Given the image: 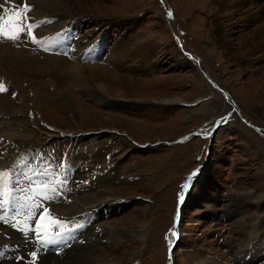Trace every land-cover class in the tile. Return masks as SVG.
Wrapping results in <instances>:
<instances>
[{"label":"rangeland","instance_id":"374dc122","mask_svg":"<svg viewBox=\"0 0 264 264\" xmlns=\"http://www.w3.org/2000/svg\"><path fill=\"white\" fill-rule=\"evenodd\" d=\"M35 1L0 0V15L19 8L39 25L33 30L43 38L33 43L24 34L17 40L0 35V85L6 89L0 92V203L14 194L15 204L23 206L14 218L0 216V264L11 257L1 253L9 245L17 248L20 242L24 264L39 248L20 237L37 229L33 203L52 208L40 220V233H63L36 264L53 253L72 260L89 245L91 254L120 264H264L263 63L252 55L256 48L248 52L250 43L237 47L243 20L230 27L229 49L215 29L238 18L229 13L237 6L223 0L215 15L220 20L212 16L205 24L196 20L197 7L187 19L184 0H71L74 11L68 16L44 3L39 10ZM55 23L59 28H52ZM5 31L16 28L10 22ZM57 34L63 38L52 42ZM77 41L92 43L81 52L73 46ZM259 43L264 48V39ZM122 44L126 57L114 53L110 60L113 46ZM26 57L44 66L36 71ZM54 58L107 66L118 82L100 79L105 89L91 85L94 93L87 94L65 71H52ZM217 121L229 123L216 128ZM199 162L206 164L185 197L182 185ZM44 185L56 188L47 193L51 200L39 194ZM107 193L116 199L87 206ZM178 194L184 203H178ZM92 215L100 217L99 227L86 232ZM57 218L63 228H56ZM113 225L121 240L109 246ZM20 258L10 264H21ZM93 258L81 264H99Z\"/></svg>","mask_w":264,"mask_h":264},{"label":"bare ground","instance_id":"6f19581e","mask_svg":"<svg viewBox=\"0 0 264 264\" xmlns=\"http://www.w3.org/2000/svg\"><path fill=\"white\" fill-rule=\"evenodd\" d=\"M32 1V0H31ZM198 1H202L201 3L197 4L196 2ZM229 1L230 3V6L229 7H232L233 5H236L237 6V9L235 11H229V13H231L232 15H238V18H236V20H232V17L231 19H228L227 22H223L222 24H217L219 26H217V32H218V41L221 43L222 47H227L229 49V47H231V43H232V40H228L227 37L229 36L228 33L230 31V27L233 26L234 24H239V21L243 20L244 23H242L241 25L243 26L242 29L240 30V36L237 38V40H240L239 43H238V48L239 49H243L245 48L246 45H248V43H250L247 47L249 48V51L250 52V55L252 54L251 51H250V47L251 49H255L253 50V53L252 55L254 56H257L256 58H258L257 60H259V64L261 63V60H262V65L261 67L264 68V48L263 47H260L258 48L259 45H261L259 42H261L263 39H264V0H227V2ZM71 0H37L34 2V4L37 5V9L39 10H42V6H43V3L44 4H48L49 8H52V9H55V10H59L61 11L62 14L64 15H69L68 13H72L74 10L72 9V5H71ZM184 2L186 3V7L188 9V13L186 14V17L187 19H190V14L192 13V11L194 10H199V15H197V21H199L200 23H202L203 21H206L205 24L207 22H209L210 18H212V16H215L216 15V9H220L222 6H223V0H184ZM74 4V3H73ZM215 4V6H214ZM75 5V4H74ZM47 6V7H48ZM46 7V6H45ZM197 7V8H195ZM224 9V8H223ZM38 10V11H39ZM197 10V11H198ZM204 10V11H203ZM222 10V9H221ZM231 10V9H230ZM58 11V12H59ZM205 14V16L203 17V15L201 14ZM60 13V14H61ZM32 14V13H31ZM211 14V15H210ZM222 14V13H221ZM228 14V13H227ZM229 15V14H228ZM52 16V15H51ZM56 16V15H55ZM33 17V16H32ZM217 17V16H215ZM226 17V16H225ZM236 17V16H235ZM217 19L220 20V17H217ZM34 20V19H33ZM65 23V22H64ZM61 23H55L54 25L52 24V28H54L53 26H56L59 28ZM74 24H72V27H73ZM46 27V26H45ZM222 29L223 27V32L221 31L220 32V28ZM34 30H37V28H34ZM191 30V29H190ZM193 32V31H192ZM204 32H209L208 29H205ZM203 32V33H204ZM231 32V31H230ZM34 33L36 34V32L34 31ZM225 33V34H224ZM56 33L52 32V34H50V36L54 35ZM207 34V33H206ZM230 34V33H229ZM62 34H57L56 38L55 39H52V42H56V43H59L60 42V37H61ZM216 35V34H215ZM245 37V38H244ZM243 38V39H242ZM246 40V41H245ZM245 41V42H244ZM84 42H81V41H77L73 44V46H76L75 49H78L79 51L83 52V51H86L87 48L89 47V45L92 43H87L84 45ZM244 42V43H243ZM252 45H254L252 47ZM87 47V48H86ZM184 49V48H183ZM123 50H124V46L123 44L122 45H118V46H113V48L111 49V52H110V60H112V56L114 53H118V56H119V59L120 57H126V53L124 54L123 53ZM92 52L96 51V48L92 49L91 50ZM235 51V50H234ZM233 51V52H234ZM182 52V51H181ZM231 52V50H230ZM10 55V54H9ZM179 55V54H178ZM181 55V58L183 59H186V56H184L183 53L180 54ZM187 55V54H186ZM191 55V54H190ZM20 56V55H19ZM23 56V55H22ZM188 56V55H187ZM192 56V55H191ZM129 57V56H128ZM11 58V57H10ZM21 58V57H20ZM18 58V59H20ZM81 58V57H80ZM6 60V58H5ZM8 61V60H6ZM26 61L27 63L33 68L35 69L36 71H38L39 67L41 66H44L43 65V62L41 63L40 60L38 59H34V58H27L26 57ZM45 61V60H44ZM114 61V60H113ZM127 61V60H125ZM24 62V61H23ZM128 62V61H127ZM252 61H250L251 63ZM22 63V62H21ZM46 64V63H45ZM120 64V63H119ZM7 65V64H6ZM20 65V64H19ZM121 65V64H120ZM49 66V65H48ZM50 66H51V69L52 71L55 73V74H59V72L61 70H63V72L65 71L67 73V75H70L72 77H74V79H76L77 81H79L81 83V85H83L86 89V92H88L87 94H92L94 92H92V89L89 88V86L91 85H98L99 88H104V86H102L101 84H97V81L100 80V79H103V78H109V77H114V80L115 82H118V79L115 78L118 74H116L115 72H112L109 67L107 66H101L99 64H85V63H74V64H71V62H69L68 60H66L65 58H54L51 62H50ZM49 66V67H50ZM117 66V65H116ZM35 67V68H34ZM17 68V67H16ZM15 68V69H16ZM260 68V67H259ZM262 69V68H260ZM48 72V71H47ZM51 73V72H50ZM46 74V73H45ZM63 74V73H62ZM8 78V77H7ZM10 83V82H9ZM11 84V83H10ZM57 84V83H56ZM119 85V83H117ZM83 87V88H84ZM10 89V88H9ZM61 91V90H59ZM84 91V90H83ZM65 94V93H63ZM94 96V95H93ZM96 96V95H95ZM39 98V96H37ZM66 98V97H65ZM70 101V100H69ZM68 101V102H69ZM104 101V100H103ZM14 108V107H13ZM5 113V112H4ZM4 126V125H3ZM9 129V128H8ZM12 132V131H11ZM3 134V133H2ZM6 135V134H5ZM14 135V134H13ZM9 137H12L11 134H9ZM9 146V145H8ZM5 148V146H4ZM10 148V147H9ZM16 149V148H14ZM14 154V153H13ZM3 156V155H2ZM13 156V155H12ZM11 157V156H10ZM14 157V156H13ZM6 165V164H5ZM40 170L42 169L39 168ZM75 168H72L71 170H75ZM42 175H45V172L42 173ZM63 181V180H62ZM92 197V196H91ZM86 198V197H85ZM17 199V198H16ZM116 198H113L112 195L108 194L107 193V196L101 198V197H98V195L95 196V198H92L90 199L91 201H88L86 202L87 206H90V205H94L96 203H99V202H104V201H109V200H114ZM18 200H21V201H26L25 198H21V199H18ZM83 200V199H82ZM85 200V199H84ZM85 203V202H84ZM106 203V202H105ZM100 206V204H97V206ZM112 205V204H111ZM104 206V205H103ZM22 207L23 206H19L17 209H18V212L21 213L22 212ZM118 207V206H117ZM52 209L51 207H49V210ZM72 209V208H71ZM80 209V208H79ZM97 209V208H96ZM109 209V208H108ZM114 208H112L113 210ZM77 210V209H76ZM1 211H4V209H0V212ZM28 211V210H27ZM33 211V210H32ZM36 211V210H34ZM82 213V212H81ZM100 217H97L96 215H92L91 218H90V222L85 224V231L86 232H90L92 231L93 229H98L97 227L98 226V220H99ZM102 226V225H101ZM106 227V226H105ZM120 228V227H118ZM107 228H104L103 230V233L106 231ZM116 226L113 225V229L109 226V229L107 231V241H108V244L110 246L116 244H120L119 243V233L116 231ZM100 230V229H99ZM106 233V232H105ZM27 236V237H26ZM30 235H27V232L25 233H21L20 234V237L22 239H28L29 241H31V244L35 246V244L33 242H36L35 239H32L31 240V237H29ZM66 236V235H65ZM30 238V239H29ZM84 237L81 238V243H84L82 242V239ZM99 239V238H98ZM79 238L76 237L75 240H74V243H79ZM102 240V239H101ZM19 241V240H18ZM25 241V240H24ZM29 243V242H28ZM5 244V243H4ZM18 244V247L17 248H14L13 245H9L7 247H5V249L1 252L4 254L6 253H9L11 254L10 256V259H8L6 262L2 263V264H10V261L13 260V259H19L21 257V244L20 242L17 243ZM94 245V244H93ZM30 246V245H29ZM3 247V246H2ZM75 247V246H74ZM93 246L92 245H89L88 247L86 248H80V249H77L75 252H74V257L72 260H60L58 259L57 256H54V253L50 256H45L47 257L45 260H44V264H81L83 263V261L85 260V258H87V260L91 257H94L93 259L96 258L97 262L99 264H120L121 262L120 261H116V260H111V259H108L109 257L107 258H104L103 256H100L99 255H95V254H91V253H94L92 251V248ZM35 248V247H34ZM40 248V246H39ZM38 248V249H39ZM78 248V247H77ZM64 249V248H63ZM62 249V250H63ZM23 250L25 251L26 248H23ZM36 250V248H35ZM68 250V248H67ZM72 249L70 248V250L68 251H71ZM28 251V250H27ZM44 252V251H42ZM42 252L39 254L40 257H41V254ZM12 253H15L16 256H14ZM48 255V254H47ZM44 256V254H43ZM23 257V256H22ZM61 257V256H60ZM25 258V257H24ZM29 258V257H28ZM78 260V261H76ZM21 261V260H20ZM92 261V260H91ZM17 262V261H16ZM90 262V261H89ZM1 263V262H0ZM14 263V262H13ZM21 263V262H20ZM250 263V262H249ZM18 264V263H17ZM200 264H209V262L203 260ZM211 264H214V263H211ZM244 264V263H243Z\"/></svg>","mask_w":264,"mask_h":264},{"label":"snow or ice","instance_id":"6c2138e0","mask_svg":"<svg viewBox=\"0 0 264 264\" xmlns=\"http://www.w3.org/2000/svg\"><path fill=\"white\" fill-rule=\"evenodd\" d=\"M161 2L163 3V0H161ZM31 6L27 3H25L24 8L27 10L28 8H30ZM4 11V6L0 5V12ZM169 16L172 15L171 12L168 13ZM12 22L13 26L16 28V32L15 33H10V32H6L5 31V25ZM39 25L33 20V18H31L28 15H22L20 12V9L17 8L15 9L11 14L5 13L4 15H0V35L5 36L8 40H17L20 38V35L24 34L27 35L31 41L33 43H41V41L43 40V38H38L36 37L33 32L32 29L34 28H38ZM47 50V48L45 49ZM6 89L0 85V92H4ZM13 95L15 96V93H13ZM227 117H221V121L226 120ZM221 121H217L216 123L219 124ZM3 174L0 173V176H2ZM196 173L194 172L192 174V176H190L188 178V180H191L193 176H195ZM188 184L185 183L184 185H182V188H187ZM51 191L53 193L56 192V188L52 187L51 189L48 188L47 185H44V191L42 193H39L40 195L43 196V198L51 200L52 197L49 196L47 193ZM179 196V202H182L184 200V196L178 194ZM26 199H28L26 197ZM30 210L31 209H37V210H41L40 211V216L41 218L43 217V215L45 213H49L50 210L48 208H44L42 205H38V204H31L29 206ZM0 209H3V203H0ZM64 225L59 222V219L57 218L56 220V228L60 229L63 228ZM22 232H24V229H21ZM65 232H71L72 229L70 228H64ZM28 235H32L35 237V239L37 240V243L40 244V248L37 250H34L32 252L29 253V256L31 257V260L28 261V264H36V262L39 260V254L43 251V249L48 246V245H52V244H57L60 243L61 241H58L57 239H54L55 236H61L63 235L62 232L60 231H56L53 232L51 235H47V238H45V234L42 233H37L35 230H28L27 231ZM173 235H176V233L173 232ZM66 243V241L64 242ZM24 259L23 257L20 258L21 260V264H24Z\"/></svg>","mask_w":264,"mask_h":264},{"label":"water","instance_id":"95a60500","mask_svg":"<svg viewBox=\"0 0 264 264\" xmlns=\"http://www.w3.org/2000/svg\"><path fill=\"white\" fill-rule=\"evenodd\" d=\"M214 129H215V127L212 129V132H211V134H210L211 136H212V133L214 134V132H213V131H214Z\"/></svg>","mask_w":264,"mask_h":264}]
</instances>
